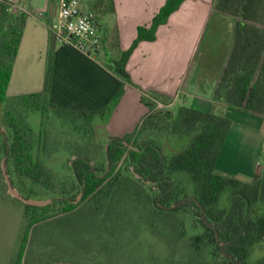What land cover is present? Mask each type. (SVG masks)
Listing matches in <instances>:
<instances>
[{"label": "trees", "instance_id": "16d2710c", "mask_svg": "<svg viewBox=\"0 0 264 264\" xmlns=\"http://www.w3.org/2000/svg\"><path fill=\"white\" fill-rule=\"evenodd\" d=\"M100 1L115 11L110 0ZM185 1L167 0L151 26L138 29V37L117 63L121 74L125 75L126 63L140 42L155 41L158 28ZM12 5L0 0L3 19L9 17L6 13ZM215 9L235 19L234 47L215 101L264 115V29L257 26L264 24V0H216ZM27 18L24 11L10 16L4 51L0 52V105L9 106L5 117L11 140V144H3V150L11 176L19 173L35 184L47 185L52 174L34 160L33 130L24 123V116L13 111L22 106L26 112L42 116L53 112L65 123L71 120L79 131L87 126L92 129L101 112L51 107L52 56L42 92L8 96ZM151 95L165 105L171 102L157 93ZM160 114L159 124L156 116L146 114L133 134L110 137L102 164L95 166L89 156L77 151L70 167L72 190L58 201L63 206L60 215L32 214L39 210L47 213L50 206L24 204L26 212H32L29 238L44 234L55 246L47 254L48 264H121L127 240L137 239L142 232L160 239L166 247V256L157 259V264H264V256L257 262L250 260L253 246L264 244V173L246 183L216 171L232 121L216 111L190 107H182L176 117L171 112ZM79 119L88 125L76 123ZM155 129L178 136L185 145L165 154ZM132 141L134 148L126 144ZM186 175L192 180L191 193L178 178ZM75 193L81 195L78 203ZM26 242L27 237L13 264H23Z\"/></svg>", "mask_w": 264, "mask_h": 264}, {"label": "crops", "instance_id": "0c3cea01", "mask_svg": "<svg viewBox=\"0 0 264 264\" xmlns=\"http://www.w3.org/2000/svg\"><path fill=\"white\" fill-rule=\"evenodd\" d=\"M7 1L19 4L28 14L8 96L42 92L52 56L53 109L100 111L101 116L120 97L116 113L122 107L128 110L121 124L111 123L109 137L124 138L137 130L148 113L143 100L152 92L171 98L168 105L160 103L169 111L190 102V108L216 111L232 121L217 173L246 183L264 173V115L222 107L215 101L235 35V19L217 11L216 0H186L158 28L155 41L140 42L126 63L125 75L117 63L138 37V29L150 27L167 0H110L115 11L106 9L102 17L111 26L92 57L54 41L51 25L60 0ZM95 2L87 0L84 10L96 13Z\"/></svg>", "mask_w": 264, "mask_h": 264}, {"label": "rangeland", "instance_id": "374dc122", "mask_svg": "<svg viewBox=\"0 0 264 264\" xmlns=\"http://www.w3.org/2000/svg\"><path fill=\"white\" fill-rule=\"evenodd\" d=\"M56 1L59 2V0ZM98 1L96 0L94 8L96 10L97 21L100 23V33L102 38H105L107 27L109 28L111 23L104 18L105 16L102 17V14L106 11V5H101V1ZM20 11L24 10L16 3H13L8 8L6 14L9 17L7 19H3V14L0 11V52L4 51L3 42L6 38L4 32H6L7 22L10 16L19 14ZM257 26L264 29V24L262 23H258ZM149 97L148 99L144 98L143 106L148 109L147 114L156 116L155 120L158 121V124L161 116H163L160 112H171L174 117L179 114L180 106L173 107L169 111L165 106L160 105L162 103L160 100L155 99L152 95H149ZM118 99L120 97L113 100L102 115L96 118L95 126L92 129L88 128V122H84V119L76 121L78 124L87 126V129L82 128L80 131L70 124L72 123L71 120L70 123H65L53 112H48L45 116H42L38 112H26L22 106L13 111L16 115H22V118L24 116V123L33 130L36 137L34 143L35 149L33 151L34 160L43 163L52 174V180L47 185L35 184L29 178L19 173L13 172L12 176L9 174L3 150L5 142L11 144L5 117L9 106L8 104L0 105V164L2 169L0 173V264H13L16 261L23 249L24 238L26 237L27 242L24 248L23 264H48L47 254L55 247L51 245L44 234H40L36 238H29L28 223L32 212L30 214L29 211L26 212L25 203L10 193L5 175H9L13 188L25 199L49 202L47 206H50V208L47 213L39 210L32 214H47L49 217L60 215L63 206L58 201L67 198V196H63L62 194L69 193L72 190L74 180L70 167L72 161L77 157V151H82L89 156L95 166L105 162L103 154L104 149L107 148L110 141L109 135L111 133L109 127L113 121L114 127L121 124L124 114L128 110L122 107L116 113ZM148 102L152 104L151 107H147L146 104ZM220 103L222 107L227 105L225 102H217L219 106H221ZM182 106L191 107L192 103L187 102ZM155 131V135L160 139L163 150L167 155L175 153L185 145L184 140L178 136L172 135L167 131L164 133L159 132L157 129ZM138 142L141 144L142 139ZM126 144L128 147H135V142L133 141L130 144ZM186 176H179L178 178L182 181V185L191 193L192 180L190 176ZM75 195L78 196L76 200V203H78L81 195L78 193H75ZM125 249L124 254L120 257L121 264H157V259L164 258L167 254L163 242L160 239L152 237L147 232H142L137 239L133 237L129 238ZM263 256L264 244L260 243L253 246L250 256L251 262H257ZM60 263L71 264L68 262Z\"/></svg>", "mask_w": 264, "mask_h": 264}, {"label": "built area", "instance_id": "2783aa9c", "mask_svg": "<svg viewBox=\"0 0 264 264\" xmlns=\"http://www.w3.org/2000/svg\"><path fill=\"white\" fill-rule=\"evenodd\" d=\"M87 0H60L59 13L51 25L54 41L92 57L102 45L94 11L84 10Z\"/></svg>", "mask_w": 264, "mask_h": 264}, {"label": "water", "instance_id": "95a60500", "mask_svg": "<svg viewBox=\"0 0 264 264\" xmlns=\"http://www.w3.org/2000/svg\"><path fill=\"white\" fill-rule=\"evenodd\" d=\"M5 176H6L7 183L9 184V191L15 198H17V199L23 201L25 204L31 205V206H47L49 204V202L25 199L15 188H13V186L10 182V179H9V175L6 174ZM59 264H66V263H59Z\"/></svg>", "mask_w": 264, "mask_h": 264}]
</instances>
